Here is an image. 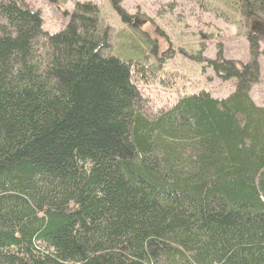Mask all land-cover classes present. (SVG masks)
Masks as SVG:
<instances>
[{
  "label": "trees",
  "instance_id": "trees-1",
  "mask_svg": "<svg viewBox=\"0 0 264 264\" xmlns=\"http://www.w3.org/2000/svg\"><path fill=\"white\" fill-rule=\"evenodd\" d=\"M96 2L49 33L29 2L0 0V264H264L261 36L245 33V63L221 43L189 55L236 80L228 97L153 113L139 85L170 76L141 44L113 52ZM229 5L232 23H264V0Z\"/></svg>",
  "mask_w": 264,
  "mask_h": 264
},
{
  "label": "rangeland",
  "instance_id": "rangeland-1",
  "mask_svg": "<svg viewBox=\"0 0 264 264\" xmlns=\"http://www.w3.org/2000/svg\"><path fill=\"white\" fill-rule=\"evenodd\" d=\"M39 9L43 18V29L55 33L63 29L75 9L76 3L89 0H26ZM231 0H122L121 9L129 16L124 22L121 15L113 9L109 0H97L101 6L103 27L111 33V50L127 45L126 50L136 49L141 44L150 63L161 65V75L170 76L168 86L159 82L140 84L147 98V108L155 112L172 106L178 97L206 89L213 97L222 99L235 90L236 80L222 81L215 72L193 61L189 55L202 51V57L214 59L217 44L223 46V55L230 60L247 62L250 59V46L245 33L257 31L262 41L260 79L252 86L253 101L264 107V23L237 25L231 19L238 16L229 5ZM134 34L135 43L122 32ZM120 36V37H118ZM129 47V48H128ZM154 47L155 53L149 50ZM130 50V51H131ZM126 53V52H125ZM124 53V54H125ZM128 54V53H127ZM170 74V75H169Z\"/></svg>",
  "mask_w": 264,
  "mask_h": 264
}]
</instances>
